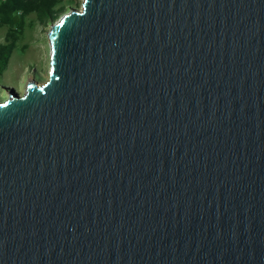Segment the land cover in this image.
<instances>
[{"label":"water","instance_id":"1","mask_svg":"<svg viewBox=\"0 0 264 264\" xmlns=\"http://www.w3.org/2000/svg\"><path fill=\"white\" fill-rule=\"evenodd\" d=\"M49 78L0 97V264H264V0H82Z\"/></svg>","mask_w":264,"mask_h":264},{"label":"rangeland","instance_id":"2","mask_svg":"<svg viewBox=\"0 0 264 264\" xmlns=\"http://www.w3.org/2000/svg\"><path fill=\"white\" fill-rule=\"evenodd\" d=\"M66 4L80 8L82 0H67ZM48 30L49 26L40 24L35 15L28 19L25 34L12 55L9 67L0 76V89L4 85L22 95L29 81L39 82L49 78L51 46L47 37ZM6 32L7 28L0 27V43L5 42ZM0 97L5 99L7 94Z\"/></svg>","mask_w":264,"mask_h":264},{"label":"trees","instance_id":"3","mask_svg":"<svg viewBox=\"0 0 264 264\" xmlns=\"http://www.w3.org/2000/svg\"><path fill=\"white\" fill-rule=\"evenodd\" d=\"M66 3L67 0H0V27L7 28L5 42L0 43V76L9 67L25 34L28 19L35 15L40 24L48 27L71 7ZM0 90L1 95L7 94L9 88L2 85Z\"/></svg>","mask_w":264,"mask_h":264}]
</instances>
